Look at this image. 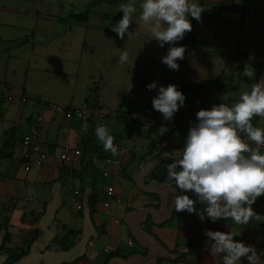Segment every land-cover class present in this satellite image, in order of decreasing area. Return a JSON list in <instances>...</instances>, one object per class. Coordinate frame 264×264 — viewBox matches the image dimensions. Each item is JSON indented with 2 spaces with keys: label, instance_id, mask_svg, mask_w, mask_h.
<instances>
[{
  "label": "crops",
  "instance_id": "1",
  "mask_svg": "<svg viewBox=\"0 0 264 264\" xmlns=\"http://www.w3.org/2000/svg\"><path fill=\"white\" fill-rule=\"evenodd\" d=\"M90 1L0 0V38H32L0 55V142L4 143L0 152V232L6 225L9 234L2 252L29 251L38 236V219L53 199L57 184L61 186L63 205L54 221L58 235L51 248L56 245L63 249L79 241L83 209L78 206L91 176L83 174L81 160H62L61 154L68 151L72 156L71 150L81 147L83 157V139L89 129L106 125L110 134L122 136L116 144V155L93 159L97 185L90 201L99 236L91 241L85 256L72 264H106L113 252L125 258L146 253L124 222V214L160 207V195L148 191L159 189L152 186V172L154 179L174 187L167 178L171 159L157 166L162 151L158 144L152 149L148 146V136L158 130V124L147 117L146 111L153 107L159 87L179 83L198 86L220 76H233L228 87L211 94L183 92L185 103L169 121L166 137L168 146L177 150L185 144L186 122L196 123L199 110L223 102L231 105L242 91L264 78V0H194L205 11L200 21L189 17L193 30L182 40L194 43L176 44L186 47L184 59L178 60V71L161 62L172 45L160 47L147 26L139 22L141 0H137L130 24V39L127 33L120 39L112 31L123 17L120 5L128 0L104 2L91 10L85 21L66 20ZM123 51L129 53V60L120 64L118 55ZM245 68L255 75H243ZM153 82L157 88L149 90L147 85ZM9 95L15 99L8 101ZM55 105L65 111L56 110ZM156 119L164 120L159 112ZM252 122L264 127V120L258 116ZM12 129H16L15 140L5 146L4 135ZM34 131L41 132L47 154L40 164L32 162L22 143L23 135ZM96 143L102 146L97 138ZM105 171L109 175L104 176ZM111 186L113 196L107 194ZM184 194L197 200L198 210L206 207L194 193ZM252 207L261 219L244 226L225 219L201 221L197 214L176 210L165 218L150 215L143 226L146 228L152 220L150 233L171 254L161 258L159 264H221L223 254L214 258L205 249L206 229L241 232L234 239L254 245L264 264V195ZM241 264L249 262L242 258Z\"/></svg>",
  "mask_w": 264,
  "mask_h": 264
},
{
  "label": "clouds",
  "instance_id": "2",
  "mask_svg": "<svg viewBox=\"0 0 264 264\" xmlns=\"http://www.w3.org/2000/svg\"><path fill=\"white\" fill-rule=\"evenodd\" d=\"M139 8V22L147 26L160 47L172 45L161 62L178 71V60L184 59L186 47L176 44L193 30L189 17L200 21L205 8L194 0H141ZM120 11L123 17L112 26V31L120 39L127 33L130 39L137 0L121 4ZM128 60L127 51L118 55V63ZM243 75L252 78L255 72L245 68ZM147 87L156 89L157 84L153 82ZM185 99L176 84L161 85L152 105L165 121H171ZM257 116L264 120V78L253 83L250 90L242 91L231 105L223 102L197 112V122L191 123L184 147L167 156L172 161L167 164V178L174 182L170 192L176 212L197 214L201 221L232 220L240 226L261 219L252 207L264 195V127L253 124ZM167 131L162 125L159 135ZM95 135L105 152L117 154L114 136L106 125H97ZM187 192L194 193L206 207L198 210L197 200L184 194ZM240 234L206 229L205 249L214 258L223 254L221 264H241L242 258L249 264H261L254 245L234 239Z\"/></svg>",
  "mask_w": 264,
  "mask_h": 264
},
{
  "label": "water",
  "instance_id": "3",
  "mask_svg": "<svg viewBox=\"0 0 264 264\" xmlns=\"http://www.w3.org/2000/svg\"><path fill=\"white\" fill-rule=\"evenodd\" d=\"M4 143L0 142V152ZM60 184L53 188V199L46 206L45 212L39 217L38 236L32 242L29 252L18 261L11 264H72L85 256L89 244L99 236L92 216L91 196L93 187H88L82 197L83 229L79 241L69 249H52V243L58 235V227L54 223L58 210L63 205ZM151 193H158L161 197L159 208L146 207L141 210H132L124 214V222L129 226L132 235L138 245L146 253H136L127 258L116 256L111 258L107 264H159L161 258H169L170 252L167 248L144 226L148 217L155 216L165 218L172 215L175 208L172 204V195L169 190L148 189ZM6 237V230L0 232V264H8L10 256L2 252Z\"/></svg>",
  "mask_w": 264,
  "mask_h": 264
},
{
  "label": "trees",
  "instance_id": "4",
  "mask_svg": "<svg viewBox=\"0 0 264 264\" xmlns=\"http://www.w3.org/2000/svg\"><path fill=\"white\" fill-rule=\"evenodd\" d=\"M113 1H117V0H91L83 10H81L78 13H71L69 16H67L66 20H74V21H85L88 16L90 11L104 3V2H113ZM32 41V38L30 36H25L23 38L14 40V41H3L0 38V55H2L5 51L15 48V47H19L21 45H24L28 42ZM181 43H194L193 40H180ZM238 63V62H237ZM233 80V76L232 74L229 76H220L218 79L209 82L207 84L204 85H198V86H189L186 85L184 83H179L176 84L178 86V89L181 90L182 92H194V93H205V94H211L223 87H228L229 83ZM169 128L168 131L166 133H164L163 135H159V129L156 131H153L149 134L148 136V146L149 149H152L158 142V140L160 138H166L169 135ZM15 136H16V129H12L9 132H6L4 135V141H5V146H9L11 145L14 140H15ZM114 144L116 146L118 139L121 138L122 134H114ZM83 157L81 159V167H82V172L84 173H89L91 178L89 181H87L85 183V188L92 186L95 187L97 185V169L95 168L94 165V157H103L106 155H109L110 152H105L103 145L100 146L96 143V135H95V127L92 126L89 129V132L86 134L85 138L83 139ZM162 152L160 153L161 158L158 160V162L156 163V165L158 166L160 163L165 162L166 159H168L169 157H167L169 154L175 152L176 150L174 148H170L169 146L162 149ZM157 166L155 167V169L157 168ZM154 171V170H153ZM152 179L153 182H155L152 186H155L159 189H167L171 191V186H167L165 184H163L162 182H160L159 180H157L156 178L154 179L153 177V172H152ZM171 218L167 219L170 220ZM153 225L152 220H149V222L146 225V229L151 232V227ZM2 227V226H1ZM3 227L6 229V225H3ZM9 237V234L6 235V239ZM64 240V239H63ZM61 240V241H63ZM72 246H63V249H69ZM29 251H24V250H20V251H16V250H11L9 252H7L10 256V262L8 264H11L13 262L18 261L22 256L26 255ZM119 256V254L117 252H113L107 259V262L113 258ZM106 262V264H107Z\"/></svg>",
  "mask_w": 264,
  "mask_h": 264
},
{
  "label": "built area",
  "instance_id": "5",
  "mask_svg": "<svg viewBox=\"0 0 264 264\" xmlns=\"http://www.w3.org/2000/svg\"><path fill=\"white\" fill-rule=\"evenodd\" d=\"M7 99H8V101H13L15 98L12 95H9ZM200 104H201V100L197 99V105H200ZM55 108H56V110L61 111V112L65 111L64 107L60 106V105H55ZM156 113H157V111L153 107H149L146 111L147 117L155 119V121L158 124V129L162 125L169 128V126H170L169 121H165L162 119H159V120L156 119ZM172 126H174V124H172ZM190 126H191V122L190 121L186 122L185 130L183 133L184 136L187 135ZM175 127H176V125H175ZM22 143L28 149L27 155L29 158H31L32 162H34L36 164H40L45 160L47 154L42 148L43 146H42V142H41V132L34 131V132L24 134L22 137ZM157 144H158V148L161 150L168 147V142H167L166 138H163V139L160 138L158 140ZM71 153H72V156L69 155L68 151L63 152L61 154V159L62 160L73 159L75 162L79 163L81 160V157H82L81 147H77V148L72 149ZM29 168H30V166H27V169H29ZM103 174H104V176L109 175V173L107 171H105ZM107 194L109 196L114 195V188L112 186L107 189ZM105 205L108 206L109 202H106ZM78 208L82 209V205H79ZM129 244L131 246H133L134 241L130 240Z\"/></svg>",
  "mask_w": 264,
  "mask_h": 264
},
{
  "label": "rangeland",
  "instance_id": "6",
  "mask_svg": "<svg viewBox=\"0 0 264 264\" xmlns=\"http://www.w3.org/2000/svg\"><path fill=\"white\" fill-rule=\"evenodd\" d=\"M53 249H55V250H56V249H59V248H57V246H56V245H53Z\"/></svg>",
  "mask_w": 264,
  "mask_h": 264
}]
</instances>
